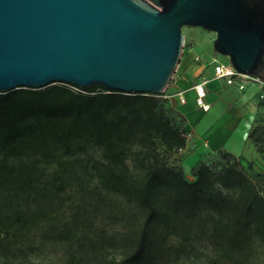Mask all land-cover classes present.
Wrapping results in <instances>:
<instances>
[{
    "label": "trees",
    "instance_id": "16d2710c",
    "mask_svg": "<svg viewBox=\"0 0 264 264\" xmlns=\"http://www.w3.org/2000/svg\"><path fill=\"white\" fill-rule=\"evenodd\" d=\"M167 88L57 81L0 92V264H44L48 246L60 249L53 264H177L182 252L253 264L264 181L224 148L219 169L199 161L188 180L169 161L188 133ZM248 138L256 147L252 127ZM73 188L80 208L65 216L60 195Z\"/></svg>",
    "mask_w": 264,
    "mask_h": 264
},
{
    "label": "water",
    "instance_id": "95a60500",
    "mask_svg": "<svg viewBox=\"0 0 264 264\" xmlns=\"http://www.w3.org/2000/svg\"><path fill=\"white\" fill-rule=\"evenodd\" d=\"M183 25L214 31L217 53L264 76V0H0V92L61 81L161 93Z\"/></svg>",
    "mask_w": 264,
    "mask_h": 264
},
{
    "label": "crops",
    "instance_id": "0c3cea01",
    "mask_svg": "<svg viewBox=\"0 0 264 264\" xmlns=\"http://www.w3.org/2000/svg\"><path fill=\"white\" fill-rule=\"evenodd\" d=\"M211 62L206 57L196 61L188 58L178 65L177 73L167 88L168 105L185 118L184 128L188 133L186 143L173 156L179 154L177 161L188 180L194 178L191 168L199 161L208 162V158L215 155L219 148L238 156L245 168L247 161L258 155L255 145L248 138L254 120L264 113V100L258 98V88L249 84L240 90L235 85H227L224 80L214 78L213 67L211 70L208 66ZM201 78L208 79V111H203L194 100L192 87ZM179 92L183 93L184 102L179 100ZM215 106H220L221 111L209 120L208 114Z\"/></svg>",
    "mask_w": 264,
    "mask_h": 264
},
{
    "label": "rangeland",
    "instance_id": "374dc122",
    "mask_svg": "<svg viewBox=\"0 0 264 264\" xmlns=\"http://www.w3.org/2000/svg\"><path fill=\"white\" fill-rule=\"evenodd\" d=\"M183 47L181 50V55L179 62L176 66V70L172 76L171 81L177 73V67L179 64L187 60L188 58L191 61L200 60V58H208L211 60L214 58L215 62H229V59L225 55H221L217 53L213 48V40L215 38V32L209 29L202 28L200 26L195 25H183ZM213 60L208 65L213 67ZM221 111L220 106L213 107V110L209 112L208 118L209 120L215 118ZM253 128V139L257 141L256 149H260L261 152H257L258 155L255 158L249 159L248 165L245 164L246 170L250 173V175L254 178L256 183L260 185L264 181V113L262 115H258V117L254 120L252 124ZM257 151V150H256ZM253 152V151H252ZM254 153V152H253ZM181 155V154H180ZM179 155L169 157V161L173 162L177 160ZM208 163L215 169H219L222 165V160L216 156L212 155L208 158ZM76 188L66 189L61 195L59 201L61 202V206L65 211V216L70 214V211L73 209H77L80 207H76L78 205V195L79 193L75 191ZM89 208V205H86ZM173 243L175 245H179L177 240H174ZM59 247L57 246H48L46 247L43 253L39 254L38 259H40L44 264H53L56 261L55 254L59 251ZM203 256H194L193 253L186 254L185 252L181 253L179 261L177 264H204ZM253 264H264V251L262 248H259L257 251V255Z\"/></svg>",
    "mask_w": 264,
    "mask_h": 264
},
{
    "label": "built area",
    "instance_id": "2783aa9c",
    "mask_svg": "<svg viewBox=\"0 0 264 264\" xmlns=\"http://www.w3.org/2000/svg\"><path fill=\"white\" fill-rule=\"evenodd\" d=\"M213 77L216 79H222L227 85H235L238 89L243 90L249 84L258 88V98L264 100V76L258 77L253 74L243 73L236 70L230 62H215L213 60ZM207 81L206 78H201L193 84V90L195 92V104L203 111L210 109V103L206 100L207 96ZM179 100L185 101V97L182 92L178 93ZM188 134L186 135V137Z\"/></svg>",
    "mask_w": 264,
    "mask_h": 264
}]
</instances>
